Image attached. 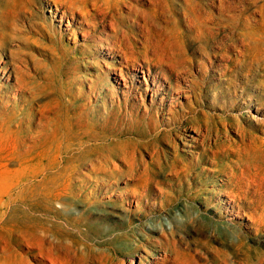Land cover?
<instances>
[{"label":"rangeland","instance_id":"374dc122","mask_svg":"<svg viewBox=\"0 0 264 264\" xmlns=\"http://www.w3.org/2000/svg\"><path fill=\"white\" fill-rule=\"evenodd\" d=\"M111 15L118 20L109 26ZM2 35L11 39L0 49L1 59L10 61L13 51L23 62L16 74L0 70V264L65 258V226L59 241L36 227L49 209H65L66 194H85L97 180L112 177L119 180L114 192L136 188V182H126L128 170L120 161L138 165L150 159L135 153L136 136L125 134V119L131 112L145 115L155 104L164 126L169 95L159 108L162 92L151 99L149 91L161 85L170 94L179 70L202 83V107L224 127L220 144L228 141L229 152L215 155L209 165L210 152L193 150L187 176L193 201L182 195L170 210L137 224L157 233L180 228L181 248L198 264H264V106L256 101L263 94L264 61L252 64L250 56L264 55V0H0ZM113 66L120 75H113ZM234 93L242 106L230 114L248 121H241L242 144L241 133L218 109ZM177 95L171 109L178 113L186 100ZM245 99L250 104L244 108ZM118 130L123 135L116 139ZM184 130L195 135L184 125L178 131ZM180 155L190 162V154ZM237 164L250 180L248 188L229 175ZM74 202L68 211L76 214L83 202ZM102 207L109 217L103 225L116 229L126 223L123 209ZM117 258L129 264L128 256Z\"/></svg>","mask_w":264,"mask_h":264},{"label":"bare ground","instance_id":"6f19581e","mask_svg":"<svg viewBox=\"0 0 264 264\" xmlns=\"http://www.w3.org/2000/svg\"><path fill=\"white\" fill-rule=\"evenodd\" d=\"M25 20L27 21V18ZM117 20L118 18L115 15H111L107 23L111 26L114 25ZM16 31L19 32V29H16ZM9 39H11V37L7 35H2L0 37V49L3 52ZM9 55L10 61L5 60L6 58L1 59L0 55V70L8 73V76L11 71L16 74L17 71L21 69L20 63L23 62L17 55V52L14 53L13 51H9ZM250 56L252 64H259L261 61H264L262 60L264 55L259 57L255 51H253V54ZM53 57L54 60L60 61V57H57L54 54ZM117 63L121 65V61ZM9 64L12 66L10 71L7 67ZM112 68L115 70L113 75H115V72H118V75H120V67L113 66ZM262 68L264 69V66H262ZM175 75L178 78V81H176L174 85L175 90L170 94H167L165 92L167 89L163 88L161 85L158 90H152L153 87L149 91L151 93V99L157 95L155 91L162 92L159 99H157L159 108L162 106L163 99L165 100L169 95L170 108H168L165 115H170V118L166 117V120L169 121L164 123V126L161 125L158 119V107L154 106L155 104L152 105L150 109H144V113H146L145 115L142 113L140 116H133L131 112L125 119V134L136 136L134 144L137 147V151L135 153L145 152L150 159L149 162L140 160L138 165H134L133 162L124 164L120 161L128 170L127 175L125 176L126 182H136V188L127 193L123 190L114 192L113 189L119 180L112 177L107 180H97L95 182V190H89L85 194L81 192L74 195L66 194L65 209L62 207L49 209L46 215L39 218L36 227L37 231L42 232L44 236L59 241L61 239L60 237L64 235L63 228L65 226V258L47 256L46 258L36 259L38 260V264L41 263V260L45 259H48L50 264H125V261L119 260L117 255H122L124 257L128 256L129 264H134V260L136 259L139 260L138 264H198L188 250L185 251L181 248L179 233L182 230H179L180 228L172 226L168 231L161 229L157 233L153 228H146L142 223L139 225L137 224L142 220L150 219L153 216L159 215L161 212L170 210L180 200L182 195H184V198L181 200L188 202L193 201L194 197L191 196V189L187 178L191 173L190 168L193 161V156L191 155H194L193 150H199L201 148L204 152H210L213 155V160L206 159V163L209 165L214 164V159L216 158L215 155L221 154L225 157L224 155L229 152V146L226 147L228 141L220 144V135L224 132L221 128L224 127H219L217 125L218 122L214 123V120L217 119L216 116L209 115L202 107L201 101L203 95L200 93L202 83L197 79H194L189 71L179 70ZM144 80V85H147V78L144 77ZM163 80L168 83L165 76ZM121 81L124 80L121 79ZM179 81L182 82L183 85H181ZM114 83L117 84L116 78H114ZM257 85H260V83H257ZM124 87L126 88L127 86L124 85ZM261 88L263 94L256 99L258 106H264V103L259 101L264 97V83L261 85ZM146 92H148V88L145 87L144 92L140 91L138 93L140 99L144 97ZM243 93L246 94L247 89ZM177 94H183L182 98L186 100V106L183 107L179 105L181 111L178 113L171 109L175 107L174 104L178 103L179 98H181ZM244 101H246L244 102L245 104H243V107L245 108L250 102L249 99H245ZM241 106L242 105L234 93L233 97L228 99V101L218 109H221V114L224 115L225 120L231 122L241 133L239 143L242 144L244 142V135L242 134L243 129L241 121H244L245 118L243 117V114L238 115L237 117L230 114L239 111ZM162 115L163 114H161V116ZM245 122L247 123L248 121L245 120ZM183 125L185 128L193 131L195 135L187 134V130H184L183 133H179L178 130ZM261 126L264 127V123ZM122 135L123 130H118L114 136L116 139H119ZM210 140L214 142L212 148L208 147ZM160 146H163L165 149H161ZM220 146H222V149ZM180 153L190 154V162H187ZM234 167L236 170L231 171L229 175L235 180V185L242 183L248 188V186L251 185L249 183L250 180L245 178L244 171L240 169L238 164ZM162 186H165L172 191H163L161 189ZM74 201L83 202L82 208L76 214L68 211V207L76 205ZM133 202L135 203L134 208H132ZM106 204L116 205L120 211L123 209L127 216L126 223L118 225L116 229H111L109 226L103 225L101 221L109 218L104 213L103 210L105 209L102 207ZM187 223L192 224V221L189 220ZM101 248H104L105 250L102 251ZM25 261H22L21 263H26L27 261Z\"/></svg>","mask_w":264,"mask_h":264}]
</instances>
